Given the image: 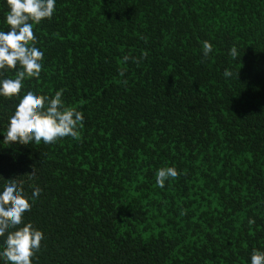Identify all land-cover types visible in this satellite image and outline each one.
Returning a JSON list of instances; mask_svg holds the SVG:
<instances>
[{"label":"trees","instance_id":"16d2710c","mask_svg":"<svg viewBox=\"0 0 264 264\" xmlns=\"http://www.w3.org/2000/svg\"><path fill=\"white\" fill-rule=\"evenodd\" d=\"M6 11L0 0L5 31ZM33 33L43 66L17 96L62 89L84 119L48 144L0 135V183L41 190L24 213L44 234L32 264H247L264 251V0H56ZM16 103L0 97V134ZM165 166L177 176L158 187Z\"/></svg>","mask_w":264,"mask_h":264},{"label":"clouds","instance_id":"9594fccd","mask_svg":"<svg viewBox=\"0 0 264 264\" xmlns=\"http://www.w3.org/2000/svg\"><path fill=\"white\" fill-rule=\"evenodd\" d=\"M7 11L4 23L7 30H0V70L16 71L12 77H0V97H17V103L8 117L3 140L45 144L58 138L77 136V128L83 122L82 112L65 105L63 90L58 89L51 96L36 90L21 92L26 78L38 77L43 66L44 52L36 47L34 25L54 13L56 0H4ZM212 46L208 41L202 44L203 55L207 56ZM229 54L236 57L235 47ZM127 60V57L124 58ZM225 77L232 75L225 69ZM31 174H34L32 171ZM177 171L173 166L158 168L155 183L163 187L166 180L175 178ZM3 179V178H2ZM39 187H33L31 195L25 193L22 182L15 177L0 183V264H32V257L39 249L44 234L31 222H24V213L31 208L32 201L40 193ZM249 223H254L249 220ZM247 264H264V251L254 249Z\"/></svg>","mask_w":264,"mask_h":264}]
</instances>
